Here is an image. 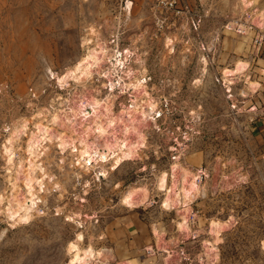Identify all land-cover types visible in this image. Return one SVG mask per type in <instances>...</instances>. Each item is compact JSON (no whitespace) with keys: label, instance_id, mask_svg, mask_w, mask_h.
<instances>
[{"label":"rangeland","instance_id":"374dc122","mask_svg":"<svg viewBox=\"0 0 264 264\" xmlns=\"http://www.w3.org/2000/svg\"><path fill=\"white\" fill-rule=\"evenodd\" d=\"M99 45L104 71L61 85L58 76ZM119 58L131 78L113 68ZM107 70L116 83L143 85H115V112L155 103L138 156L86 171L80 146L63 153L47 143L36 160L40 210L26 222L0 214V264H67L71 241L104 249L94 264H264V0H0V196L10 193L36 123L54 126L55 111L89 92L106 96ZM20 122L8 170L4 145ZM176 163L199 185L183 227L182 208L165 202L182 184ZM142 184L148 198L129 205L126 193ZM138 219L148 233L112 240Z\"/></svg>","mask_w":264,"mask_h":264},{"label":"bare ground","instance_id":"6f19581e","mask_svg":"<svg viewBox=\"0 0 264 264\" xmlns=\"http://www.w3.org/2000/svg\"><path fill=\"white\" fill-rule=\"evenodd\" d=\"M87 54L88 57L81 60L79 64L75 66V69L68 68L64 74L58 76V81L61 85H67L71 79H76L80 83L90 81L94 78L95 73L104 71L101 63H103V59L106 55L105 47L100 45L98 47H88ZM107 56L109 58L111 57L110 55ZM240 65L241 64H239V66ZM113 66L115 70L119 68L123 69L124 72L127 70L128 77H132V73H130L132 68L128 64L125 66V62L122 58L117 59ZM231 71L232 70H227L228 73ZM110 74L109 70L105 73V76L109 80L110 90L103 98L95 100L89 92L88 97L82 98L79 103L69 107L70 109L68 111L61 109L55 111L51 118V124H54V126L36 123L35 129L30 131L28 135L26 145L27 156L19 161L14 171V176L12 178L9 177L8 183L10 184V193L6 196H0V214H4L11 220L26 222L29 210H40L38 205V200L40 198L37 195V187L41 186V181L38 180L35 174L36 169L39 167L36 160L46 151L47 143L56 142L60 151L63 153L67 151L71 152V150L80 146L78 156L86 171H89L90 167L97 165H99V171H103L104 165L102 163L109 160H113V166L117 167L125 159H134L138 156V150L145 140L144 126L149 117L147 111L153 110L155 103L150 100L145 105L146 107L144 106L139 110L137 107L138 103L134 102L128 107V110H119L115 112V93L113 90L115 85H118L120 90L128 86L133 88L135 92L136 90L140 91L139 89L142 88L143 85L137 77L132 81L129 80V82L124 81L122 84L119 82L116 83L113 81ZM59 128L61 131H59ZM24 132L25 122L14 124L6 140L7 142L4 145V149L7 154L6 163L8 166L6 167L8 170L11 165L14 164L16 141L18 138H21L20 135ZM61 160H63V158ZM172 168L174 172L179 171L182 184L180 188L178 187V191L174 190L171 192L172 190H170L166 193L165 202L168 205L175 204L177 207L182 208L181 210L184 214L182 213L181 221L178 223L183 227L188 225L185 212L188 211L189 203L196 192H199V185L195 175L189 169L178 163L174 164ZM9 172L10 171H8V174ZM166 176L167 173L165 171L160 174L158 179L159 188H165ZM20 181L25 183L27 186L26 190H22V188L19 187ZM148 191V187L145 184L131 186L125 195V201L129 202V205L144 203L148 198ZM72 218L75 220L74 217ZM75 222L77 223V221ZM216 228L219 231V228ZM214 232L213 239L217 241L220 238L219 232L217 233L216 230ZM81 238L82 234L79 232L77 239L81 240ZM209 244L212 245L213 242ZM68 250L72 254L67 264H94L95 261L104 260L102 256L104 252H106L104 249L97 251L91 245L82 247L74 241L68 244Z\"/></svg>","mask_w":264,"mask_h":264},{"label":"crops","instance_id":"0c3cea01","mask_svg":"<svg viewBox=\"0 0 264 264\" xmlns=\"http://www.w3.org/2000/svg\"><path fill=\"white\" fill-rule=\"evenodd\" d=\"M146 231V227L141 221V219L134 220L133 222H129V220L125 221L122 224V228L119 230H113V237L112 240L115 242H127L131 239L137 240L139 235L144 236Z\"/></svg>","mask_w":264,"mask_h":264},{"label":"built area","instance_id":"2783aa9c","mask_svg":"<svg viewBox=\"0 0 264 264\" xmlns=\"http://www.w3.org/2000/svg\"><path fill=\"white\" fill-rule=\"evenodd\" d=\"M172 158L175 159V156H173Z\"/></svg>","mask_w":264,"mask_h":264}]
</instances>
